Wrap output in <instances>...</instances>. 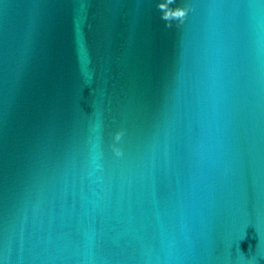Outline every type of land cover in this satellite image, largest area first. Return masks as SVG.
<instances>
[{
	"label": "water",
	"instance_id": "95a60500",
	"mask_svg": "<svg viewBox=\"0 0 264 264\" xmlns=\"http://www.w3.org/2000/svg\"><path fill=\"white\" fill-rule=\"evenodd\" d=\"M0 264H264V0H0Z\"/></svg>",
	"mask_w": 264,
	"mask_h": 264
}]
</instances>
